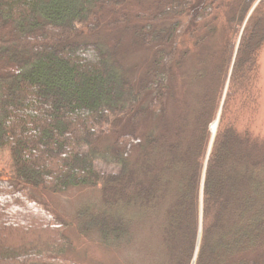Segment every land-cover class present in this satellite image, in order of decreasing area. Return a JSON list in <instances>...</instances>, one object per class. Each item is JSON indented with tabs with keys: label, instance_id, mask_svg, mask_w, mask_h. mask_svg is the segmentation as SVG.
<instances>
[{
	"label": "trees",
	"instance_id": "trees-1",
	"mask_svg": "<svg viewBox=\"0 0 264 264\" xmlns=\"http://www.w3.org/2000/svg\"><path fill=\"white\" fill-rule=\"evenodd\" d=\"M256 1L210 0L195 10L194 0H158L139 12L136 46L154 53L134 83L115 42L84 38L104 27L102 13L106 27L126 25L131 0H0V153L12 161L11 178L0 177V264H71L62 257L67 224L24 188L97 184L101 206L76 215L81 235L130 245L131 230L156 225L162 260L191 264L201 196L194 264H264V137L251 127L264 0L247 17ZM216 12L224 37L218 62L204 71ZM193 53L208 86L188 129L180 111L170 118L168 110L172 100L180 107L175 83ZM103 136L112 142L99 147ZM95 160L116 170L100 174Z\"/></svg>",
	"mask_w": 264,
	"mask_h": 264
},
{
	"label": "rangeland",
	"instance_id": "rangeland-1",
	"mask_svg": "<svg viewBox=\"0 0 264 264\" xmlns=\"http://www.w3.org/2000/svg\"><path fill=\"white\" fill-rule=\"evenodd\" d=\"M157 1L158 0H131L130 5L122 10L128 19V23L122 27H106V18H110V16L102 13L101 21H103L104 27L91 36L84 35V38L86 39H97L105 42L106 45L115 42L113 46L115 47L120 64L126 71H128V76L134 83L143 78L145 68L151 60V55L154 53V48H137V42L132 28L138 27L144 23L137 17L138 13L145 9H149L148 6L150 7L151 5V7L155 9L158 5ZM209 1L210 0H194L193 9L198 10L201 8L202 2L208 3ZM215 16L216 28L212 30L213 33L209 38L210 46H207L208 50L211 47L212 54H210V57L206 60L204 71H207L208 68L211 69L215 62H218L219 51L224 37L222 36V25L224 22L223 12H216ZM192 19L187 20L186 17L184 22L186 24L188 23V26H195V28L200 27V23L196 22L194 25V22L191 21ZM1 34L2 33H0V35ZM199 34H202V32H198L197 35ZM197 60V54L193 53L185 55L183 65L181 66L183 76H178L175 83L176 90L174 92V97L180 107L179 109L177 106L173 107L176 104L173 103L172 100L168 110V116L170 118H176L178 111H180V113L187 118L188 129L190 128L189 123L194 116V109H197L202 105V92L205 87L208 86V82L199 79L196 76L201 70ZM203 67L204 65L202 64V68ZM229 75L230 72L228 77ZM208 78L209 76L207 75V79ZM256 84L259 93L257 102L258 107L253 116H251V119L253 118L251 127L254 132L257 134L259 133L261 137H264V42L258 54ZM227 85L228 80L226 81L223 93L219 98V108L222 106L221 103H223ZM209 98L213 100L215 97L210 95ZM247 116L249 117V115ZM212 122L209 124V131ZM111 142L112 140L110 137L103 136L99 143V147H106ZM94 165L100 174H107L116 170L114 167L105 165L97 160L94 161ZM11 176L12 161L9 153L8 151L1 152L0 177L3 179H9ZM24 190L36 199L51 206L67 224L65 235L69 239L70 247L62 257L71 262V264H166L165 260H162V254L159 253V250H161V244L155 228L156 225L153 226L151 224L144 229L136 228L133 229V231L131 230V233L134 234V239L130 245L117 243L115 246L111 247L110 245H104L100 237L96 234H79L76 215L84 209L97 211L101 206L100 184H97L95 187L72 188L65 193H53L40 187L36 189L25 187Z\"/></svg>",
	"mask_w": 264,
	"mask_h": 264
},
{
	"label": "water",
	"instance_id": "water-1",
	"mask_svg": "<svg viewBox=\"0 0 264 264\" xmlns=\"http://www.w3.org/2000/svg\"><path fill=\"white\" fill-rule=\"evenodd\" d=\"M259 0L252 6V8L250 9L247 17L251 14V12L253 11V9L255 8V6L258 4ZM247 19V18H246ZM246 21V20H245ZM238 43V42H237ZM237 47V46H236ZM236 51V50H235ZM235 55V53H234ZM234 58V57H233ZM231 70V68H230ZM230 72V71H229ZM222 105V103H221ZM220 113H221V106L219 108V111H218V114H217V117H216V127L218 125V121H219V117H220ZM215 131H216V128H215ZM215 131H214V134L213 136H211L210 138V142H209V146H208V149H207V154H206V160L209 156V153H210V149H211V145H212V141H213V138H214V135H215ZM206 163V161H205ZM202 205V200H201V196H200V217H199V228H198V237H197V243H196V247H195V252H194V256H193V260H192V263L194 264V261H195V258H196V254H197V251H198V246H199V239H200V233H201V206ZM191 263V264H192Z\"/></svg>",
	"mask_w": 264,
	"mask_h": 264
},
{
	"label": "bare ground",
	"instance_id": "bare-ground-1",
	"mask_svg": "<svg viewBox=\"0 0 264 264\" xmlns=\"http://www.w3.org/2000/svg\"><path fill=\"white\" fill-rule=\"evenodd\" d=\"M215 128L217 129L216 127V119L212 122V124L210 125V133H211V136H213L214 134V131H215ZM216 132V131H215ZM193 264V263H192Z\"/></svg>",
	"mask_w": 264,
	"mask_h": 264
}]
</instances>
